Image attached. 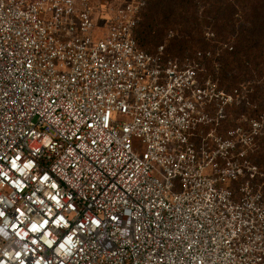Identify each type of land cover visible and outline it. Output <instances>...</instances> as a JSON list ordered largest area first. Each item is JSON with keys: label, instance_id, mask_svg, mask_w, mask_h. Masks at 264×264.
I'll list each match as a JSON object with an SVG mask.
<instances>
[{"label": "built area", "instance_id": "built-area-1", "mask_svg": "<svg viewBox=\"0 0 264 264\" xmlns=\"http://www.w3.org/2000/svg\"><path fill=\"white\" fill-rule=\"evenodd\" d=\"M150 1L0 0V264H264L219 54L141 49Z\"/></svg>", "mask_w": 264, "mask_h": 264}, {"label": "trees", "instance_id": "trees-1", "mask_svg": "<svg viewBox=\"0 0 264 264\" xmlns=\"http://www.w3.org/2000/svg\"><path fill=\"white\" fill-rule=\"evenodd\" d=\"M209 26L234 37L218 56L226 68L222 81L229 87L250 83L247 97L254 111L264 110V0H151L141 13L135 39L149 53L164 45L165 56L177 58L170 54L198 43Z\"/></svg>", "mask_w": 264, "mask_h": 264}, {"label": "rangeland", "instance_id": "rangeland-1", "mask_svg": "<svg viewBox=\"0 0 264 264\" xmlns=\"http://www.w3.org/2000/svg\"><path fill=\"white\" fill-rule=\"evenodd\" d=\"M206 29L213 31L211 32L207 30V32L213 33L212 37L203 33L198 37V43H192V45H189L179 54L170 55L183 59L185 57H193L197 50H211L214 55L217 56V54H222V51L226 49L227 44L234 43V37L231 34L221 35L217 33L212 26H209ZM163 44L166 45V41H164ZM155 50L156 47H153L149 51L154 52ZM220 65L219 59L206 62L207 76L217 82L219 89L225 94V96H231L232 98L230 103L225 106L227 116L220 123L218 130L226 132L229 129L241 128L246 133L250 132L249 134H252L253 136L251 143L252 160L259 166L260 170L264 171V110L261 108L256 112L254 111L256 107L247 97L248 86L250 83L236 87H229L222 81V74L226 68Z\"/></svg>", "mask_w": 264, "mask_h": 264}, {"label": "snow or ice", "instance_id": "snow-or-ice-1", "mask_svg": "<svg viewBox=\"0 0 264 264\" xmlns=\"http://www.w3.org/2000/svg\"><path fill=\"white\" fill-rule=\"evenodd\" d=\"M35 230V229H34Z\"/></svg>", "mask_w": 264, "mask_h": 264}]
</instances>
